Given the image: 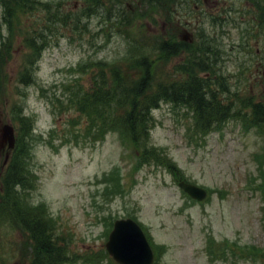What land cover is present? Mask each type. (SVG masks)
Instances as JSON below:
<instances>
[{"label": "rangeland", "instance_id": "374dc122", "mask_svg": "<svg viewBox=\"0 0 264 264\" xmlns=\"http://www.w3.org/2000/svg\"><path fill=\"white\" fill-rule=\"evenodd\" d=\"M131 1L138 0H124V3L129 5ZM228 1L230 20L235 18L247 23L245 2ZM84 4L70 0L67 11H78ZM218 8L223 9L221 5L209 6L206 14L195 12L194 6L188 10L175 8L184 22L181 32L193 35L201 26L199 19H207L208 14L216 13ZM163 11L156 14L155 22L144 18L138 25H143L150 34L164 33L166 25L179 27L176 20L167 19ZM31 23L23 24L22 31ZM89 24L93 33L99 27V20L92 18ZM65 33L69 34V31ZM130 33L138 36L140 29L135 28ZM239 35L234 25L221 34V42L230 45L233 56L238 52L234 46L239 42ZM22 38L20 35L15 41L12 58L5 68L10 81L5 88V104L0 103V124L12 123L7 104L18 98V87L26 94V114L34 115L35 134L41 140L31 152L30 171L35 172L37 180L30 189L28 201L30 205L44 204L45 214L57 219L58 223L54 222L60 236L66 238L71 253L87 255L105 248L110 227L107 223L104 225L102 216L115 220L134 215L146 227L153 242L165 246L158 264H254L239 260L238 254L231 256L228 262L214 260L206 245L214 237L217 242L228 241L243 248H264V193L257 189L259 182L254 160L263 145V138L255 128L246 132L242 122L231 119L222 131L212 132L207 137L190 138L186 130L191 120L185 110L176 112L163 103L154 111L157 123L151 133L153 144L168 151L189 182L212 191L208 202H192L164 168L145 166L134 171L133 154L124 149L125 143L120 136L109 134L105 141L93 144L94 140L90 141L92 137H87L85 132L87 122L83 113L65 105L62 107L55 100V94L60 95L63 88L69 90L80 81L87 91L91 90L95 75L91 72L82 75L73 68L90 60L116 61L127 50L126 41L115 36L108 43L99 36L93 39L88 33L82 37L73 34L50 37V46L39 62L37 83L25 87L17 81L26 52ZM99 44H102L100 48ZM253 45L259 43L253 42ZM180 59L169 61L168 71ZM234 61L237 62L236 57ZM234 61L226 62L225 73L230 75L229 83L238 87ZM120 67L126 70V62ZM242 86L246 88L245 83ZM65 136L71 142L60 145ZM49 141L54 143L53 147ZM3 155L0 152V163ZM118 165L124 195L115 193L103 198L102 183L107 180L106 174ZM24 239L18 225H0V256L4 264H27L29 242H25L20 250ZM218 253L223 256L225 251L220 248ZM76 264L85 263L80 260Z\"/></svg>", "mask_w": 264, "mask_h": 264}, {"label": "trees", "instance_id": "16d2710c", "mask_svg": "<svg viewBox=\"0 0 264 264\" xmlns=\"http://www.w3.org/2000/svg\"><path fill=\"white\" fill-rule=\"evenodd\" d=\"M70 0L46 1V0H0V103L5 104V88L9 84L10 75L6 67L13 55L15 41L23 35L22 45L26 50L23 57L22 67L18 77L24 84L35 81L36 63L42 49L48 43V37L54 32L61 33V25H74L79 23L84 30L87 29L84 20L93 17L101 19L105 32L117 31L120 34L133 39L130 30L140 29L133 24L134 13L132 10L123 8L122 5L109 6L106 0H83L85 3L80 11H72L70 14L64 10ZM114 3V0H112ZM253 19L250 24L264 31V0H247ZM175 0H155L145 12L147 14L158 13L164 9L171 10ZM172 13L170 14V16ZM93 16V17H92ZM26 22H23L25 21ZM32 22L28 29L22 31V25ZM164 35V34H163ZM253 35V34H252ZM149 47L143 46L146 41L140 42L139 55H132L129 59V68H134L135 78L124 75L119 65H110V76L105 74L107 65L97 64V79L92 90L87 91L82 84L69 89L68 101L77 106V109L87 116V133L90 140L96 141V135L110 125L119 126L132 134V140L144 151V159H151L158 163L167 164L164 159L146 146L148 139L144 135L148 127L151 111L162 100H171L176 103L195 105L196 117L201 120L202 127H208L210 121H220L224 110L220 111V104L212 94L207 82L201 81L197 69L209 72L212 59L199 51L200 62L197 63L193 56H188L186 69L188 80L179 82L178 86L167 87L158 79L161 72L164 73V64L177 55L180 43L176 40L165 41L163 36H158ZM134 40V39H133ZM135 45L134 41L132 42ZM152 47V48H151ZM193 45H186L187 51L193 53ZM148 48V49H147ZM151 48V49H150ZM140 56V57H138ZM134 79V80H133ZM132 80V81H131ZM160 83V84H159ZM157 86H156V85ZM203 84H206L203 87ZM157 87V88H156ZM205 88V89H204ZM25 96L21 100L13 101L9 108L13 112V119L18 122V144L11 156L9 163L0 175V224L6 220L8 225H18L26 237L31 238L29 246L31 252L28 256V264H61L66 260V240L61 239L55 233V222L44 216L45 209L30 205L28 196L30 189L34 187L35 178L28 169L31 166L29 159L31 147L36 139L33 134L34 119L24 117L22 105ZM181 101V102H180ZM183 101V102H182ZM0 104V105H1ZM249 104V101H247ZM123 110L121 115H115ZM252 122L264 133V104H253L251 108ZM114 118L113 120H110ZM153 119V118H152ZM98 132V133H97ZM143 134V135H142ZM31 176L33 179H31ZM41 209V210H40ZM43 210V211H42ZM3 224V223H2ZM29 234V235H28ZM27 259V257H25ZM0 264L1 259H0Z\"/></svg>", "mask_w": 264, "mask_h": 264}, {"label": "water", "instance_id": "95a60500", "mask_svg": "<svg viewBox=\"0 0 264 264\" xmlns=\"http://www.w3.org/2000/svg\"><path fill=\"white\" fill-rule=\"evenodd\" d=\"M14 147V128L4 125L0 128V149L6 144ZM194 197L202 199L205 192L195 186L181 183ZM109 252L122 264H152L153 253L140 228L131 220L118 221L107 244Z\"/></svg>", "mask_w": 264, "mask_h": 264}]
</instances>
